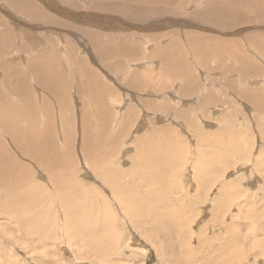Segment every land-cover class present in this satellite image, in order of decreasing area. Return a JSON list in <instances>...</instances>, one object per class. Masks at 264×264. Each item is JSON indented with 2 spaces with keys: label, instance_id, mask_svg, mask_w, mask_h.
<instances>
[{
  "label": "rangeland",
  "instance_id": "374dc122",
  "mask_svg": "<svg viewBox=\"0 0 264 264\" xmlns=\"http://www.w3.org/2000/svg\"><path fill=\"white\" fill-rule=\"evenodd\" d=\"M0 144V264H264V0H0Z\"/></svg>",
  "mask_w": 264,
  "mask_h": 264
},
{
  "label": "bare ground",
  "instance_id": "6f19581e",
  "mask_svg": "<svg viewBox=\"0 0 264 264\" xmlns=\"http://www.w3.org/2000/svg\"><path fill=\"white\" fill-rule=\"evenodd\" d=\"M102 86H103V85H102ZM104 88H105V87H104ZM35 123H36V122H35ZM3 127H4V126H3ZM13 128H14V127H13ZM34 135H35V134H34ZM32 136H33V135H32ZM35 136H36V135H35ZM92 136H93V135H92ZM33 137H34V136H33ZM29 139H30V138H29ZM90 139H91V137H90V138L87 137V141L90 140ZM32 140H33V139H32ZM41 142H42V141H41ZM92 142H93V141H92ZM94 142H95V141H94ZM94 142H93V143H94ZM89 143H90V142H89ZM34 144H35V143H34ZM38 144H39V143H38ZM38 144H36V145L38 146ZM36 145H35V146H36ZM0 146H1V144H0ZM43 146H46V145L43 144ZM36 148H37V147H36ZM36 148H35V151H37ZM39 148H40V147H38V149H39ZM46 148H48V145H47ZM88 148H89V147H88ZM43 149H45V148L43 147ZM46 150H47V149H46ZM49 150H50V149H49ZM49 150H48V151H49ZM35 151H34V152H35ZM50 152H51V151H50ZM52 153H53V152H52ZM52 153H51V155H52ZM39 154H40V152H39ZM56 154H57V153H56ZM40 155H41V154H40ZM49 155H50V154H49ZM54 155H55V154H54ZM54 155H52V156H54ZM42 156H43V155H42ZM42 156H41V157H42ZM58 157H59V156H58ZM53 158H55V157H53ZM47 159H50V157L47 158ZM57 159H58V158H57ZM57 159H56V160H57ZM61 159H62V158H61ZM51 161H52V160H51ZM60 161H61V160H60ZM43 162H44V161H43ZM55 163H56V162H55ZM43 164H45L46 166H48V165L50 164V162H49V164H48V161L45 160V162H44ZM58 164H60V163H58ZM51 165H57V164H52V162H51ZM49 166H50V165H49ZM57 166H58V165H57ZM115 196H116V195H115ZM116 198H117V196H116Z\"/></svg>",
  "mask_w": 264,
  "mask_h": 264
}]
</instances>
